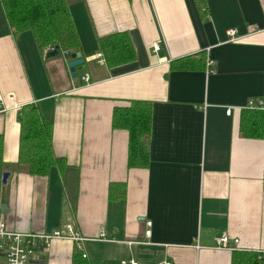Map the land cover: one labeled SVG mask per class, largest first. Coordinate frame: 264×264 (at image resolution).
<instances>
[{
  "label": "crops",
  "instance_id": "0c3cea01",
  "mask_svg": "<svg viewBox=\"0 0 264 264\" xmlns=\"http://www.w3.org/2000/svg\"><path fill=\"white\" fill-rule=\"evenodd\" d=\"M206 1L203 18L195 0H69L83 59L76 79L70 56L43 58L30 31L14 36L0 4V220L24 232L72 222L93 261L232 264L233 251L215 246L224 234L239 250L264 251V140L240 131L242 109L264 94V0ZM231 28L240 39L229 40ZM121 31L137 59L110 68L99 39ZM202 54L205 68H171ZM132 101L153 108L147 168L128 166L129 132L112 126L114 109ZM29 103L52 123L67 163L47 176L18 164V114ZM113 182L127 185L124 200L109 199ZM76 247L54 240L30 263L72 264Z\"/></svg>",
  "mask_w": 264,
  "mask_h": 264
},
{
  "label": "trees",
  "instance_id": "16d2710c",
  "mask_svg": "<svg viewBox=\"0 0 264 264\" xmlns=\"http://www.w3.org/2000/svg\"><path fill=\"white\" fill-rule=\"evenodd\" d=\"M201 17L208 16L206 0H195ZM8 25L14 36L30 31L40 55L57 48L68 56L80 51V39L75 27L69 0H0ZM99 46L110 68L134 62L137 52L128 31L109 34L99 39ZM191 57L172 61V69L205 68L204 55L200 60ZM264 98V94H263ZM153 108L150 102L132 101L129 106L114 109L112 126L129 132L128 166L147 168L150 164L148 140L152 133ZM20 146L18 164L28 173L47 176L51 168L63 170L66 161L53 150V125L39 105L29 103L19 110ZM240 131L246 138L264 140V109L244 108L241 111ZM3 137L0 136V163L2 162ZM127 185L113 182L109 199L120 201L126 198ZM72 264H123L120 262L93 261L84 251L75 248ZM232 264H264V252L234 250Z\"/></svg>",
  "mask_w": 264,
  "mask_h": 264
},
{
  "label": "built area",
  "instance_id": "2783aa9c",
  "mask_svg": "<svg viewBox=\"0 0 264 264\" xmlns=\"http://www.w3.org/2000/svg\"><path fill=\"white\" fill-rule=\"evenodd\" d=\"M230 41H236L240 39L236 29L231 28L227 31ZM160 42L156 41L152 45L153 52L158 53L160 51ZM99 58H103L102 54H99ZM103 61V60H102ZM207 71L213 72L211 61L207 63ZM82 84L89 85L91 82L90 74H85L81 77ZM2 100V94L0 93V101ZM234 107H228L226 110L227 115H231ZM245 108H258L264 109V98L253 99L249 101ZM147 226H152V221L147 222ZM151 229L148 228L145 232V236L151 235ZM71 240L76 243L79 250L84 251L83 242L87 240L80 231H78L72 222L66 223L63 228L55 229L50 232H24L8 227L4 220H0V254L5 258V264H31L38 252L47 250L51 242L54 240ZM218 249H224L229 251L239 250L240 239L231 238L227 234L222 235L216 239V245ZM263 253L264 251H258ZM84 252V257H86ZM123 264H137L135 261L124 262Z\"/></svg>",
  "mask_w": 264,
  "mask_h": 264
},
{
  "label": "water",
  "instance_id": "95a60500",
  "mask_svg": "<svg viewBox=\"0 0 264 264\" xmlns=\"http://www.w3.org/2000/svg\"><path fill=\"white\" fill-rule=\"evenodd\" d=\"M59 50L57 48L52 49L49 53H47V57H52L59 54ZM71 60L68 62L69 71L71 73L72 78L76 79L78 77L77 67L83 64V59L81 58V52H76L71 54ZM8 173H4L3 182H6Z\"/></svg>",
  "mask_w": 264,
  "mask_h": 264
}]
</instances>
